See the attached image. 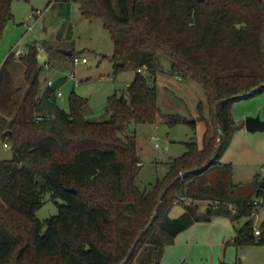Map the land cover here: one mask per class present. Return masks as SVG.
Returning a JSON list of instances; mask_svg holds the SVG:
<instances>
[{"label":"trees","instance_id":"1","mask_svg":"<svg viewBox=\"0 0 264 264\" xmlns=\"http://www.w3.org/2000/svg\"><path fill=\"white\" fill-rule=\"evenodd\" d=\"M73 1L87 20L100 21L109 32L115 72H132L134 79L127 97L110 99V120L93 122L84 116L86 101L74 92L66 111L57 91L41 88L44 64L34 44L20 57L11 53L2 64L0 140L11 145L13 158L0 161V264H147L142 253L148 246L156 254L153 264H160L179 234L214 215L229 218L238 229L235 244L264 245L252 237L249 218L250 202L264 190V180L256 176L249 184H235L233 165L221 159L240 128L233 103L264 93V88L255 92L264 85V0ZM12 2L0 0V42L13 20ZM162 56L171 60L175 75L203 87L216 134H205L202 144L186 143L187 152L170 161L167 174L141 189L136 184L141 158L131 127L155 125L161 118L171 125L184 121L158 107L151 81ZM18 63L25 87L14 79ZM143 68L146 74L139 73ZM224 99L219 130L215 106ZM38 114L51 119L36 123ZM220 132L226 142L211 163ZM188 171L196 172L168 190L157 212L162 193ZM47 195L62 204L56 216L41 222L36 213ZM196 202H208L211 211L201 213ZM178 207L183 213L171 217Z\"/></svg>","mask_w":264,"mask_h":264},{"label":"rangeland","instance_id":"2","mask_svg":"<svg viewBox=\"0 0 264 264\" xmlns=\"http://www.w3.org/2000/svg\"><path fill=\"white\" fill-rule=\"evenodd\" d=\"M11 8L13 20L7 25L0 42V68L17 45L20 44V48L26 53L29 46L34 44L39 57L50 65L49 68L44 66L40 74L41 88H47L49 80L56 81L70 72L75 73V80L69 78L59 88L63 95L59 98L60 107L69 110V97L74 92L86 101L84 116L87 120L108 122L112 107L110 99L115 95L119 99L126 96L134 73L115 72L114 42L103 24L100 21L87 20L73 0H13ZM29 27L34 30L30 32ZM59 49L74 50L75 56L86 58L87 63L75 67L72 58L59 53ZM20 66L21 64H16L12 72L17 85L25 87L24 70ZM151 82L157 88L160 111L168 116H182L184 121L171 125L161 118L155 125L131 127L136 131L137 153L141 158V171L136 181L141 189L156 183L167 174L172 158L187 152L186 143L195 140L202 144L205 134L209 137L216 134V126L210 115L211 107L203 87L193 80L175 75L169 58H160V70ZM207 104L209 115L204 108ZM260 106L263 113L261 115L258 111L257 115L264 118V93L234 102L231 109L234 121L242 124L249 117L243 118L244 114ZM190 123L197 126L195 130ZM4 142L0 141V161L13 158L12 148L3 147ZM221 159L232 163L235 184H249L256 176L263 181L264 173L261 169L264 168V132L253 134L247 131L240 133L238 130ZM58 204H62V201L56 202L47 195L45 205L37 211L36 217L44 222L56 216L59 213ZM196 204L201 213H206L208 202ZM177 210L178 213L173 212L171 217H179L183 208L178 207ZM218 217L222 216L214 215L210 222ZM210 222H204L202 229L209 230L210 226L206 225ZM242 225L243 221L237 227ZM233 231L236 233L235 228ZM206 234L194 242L193 252L185 260L186 264H264V245H237L231 238L228 240L230 242L227 241L229 244L223 243L220 246L219 239ZM147 249L142 256L150 260L147 264H153L156 260L154 248L148 246ZM212 254L214 263L210 259Z\"/></svg>","mask_w":264,"mask_h":264},{"label":"crops","instance_id":"3","mask_svg":"<svg viewBox=\"0 0 264 264\" xmlns=\"http://www.w3.org/2000/svg\"><path fill=\"white\" fill-rule=\"evenodd\" d=\"M207 106H208V104L206 106H204V108L206 109ZM206 111H207V115H209V111L207 109H206ZM252 111H253V113H252ZM258 111H260V114L262 115L263 111L261 109V106L256 110H251V112L245 113L243 118H245V116L254 117L257 115ZM261 119L263 120L264 118H261ZM159 122H160V119H159ZM238 126L240 127L239 128L240 133L247 131L246 127H245V120L243 121L242 124H238ZM223 162H225V161H223ZM225 163H229V162H225ZM233 171H234V167H233ZM234 174H235V171H234ZM177 209L178 208H176V210H174V212L175 211L177 212L178 211ZM182 213H183V211L180 213V215ZM233 225L234 224L232 223V221L229 218H223V217H218L215 221H212L209 224H207L206 226H210L209 230L208 229H202V226H205L204 223H196L191 228H189L188 230H186L185 232H182L181 234H179L177 236V238L175 240V244L173 246H169L166 249V252H165V255L163 257V260L161 261V264H186L185 260L193 252L194 242L196 240L201 239L204 236V233L205 234L207 233L206 235L210 234L209 237H216V239H219L218 241L220 243V246H222L223 243L230 242L228 240L231 238L233 239L232 241H234L235 238L237 237L238 229L235 227V225L233 227ZM234 228L236 229V233H234L235 231H233ZM210 247L213 248V245H210ZM210 252L214 253L212 250ZM210 257H211L210 259L212 260V263H214L213 262L214 261V255L212 254Z\"/></svg>","mask_w":264,"mask_h":264},{"label":"water","instance_id":"4","mask_svg":"<svg viewBox=\"0 0 264 264\" xmlns=\"http://www.w3.org/2000/svg\"><path fill=\"white\" fill-rule=\"evenodd\" d=\"M34 10V8H33ZM59 53L67 56V57H72L73 55V51L72 50H61L59 49L58 50ZM39 62L40 63H43V58L39 57ZM66 83V77H60L59 79H57L53 86L51 87V89L53 91H57L63 84ZM262 88H264V85H261L259 86L256 90V91H259L261 90ZM123 99V96L120 97V100ZM226 99L224 100H220L217 102L216 106H215V120H216V123H217V127L218 129L220 130L219 128V125H218V119H219V115H220V108L221 106L226 103ZM245 127H246V130L250 133H258V132H264V120L261 119L260 115H257V116H254V117H247L245 119ZM225 142H226V138L224 136L223 133L220 132V136H219V145L214 153V156L212 158V162H214V160L217 159V157L219 156L220 152L222 151L224 145H225ZM196 171H188V172H185L183 174H181L178 178H176L174 181H172L170 183V185L167 187V189L162 193L161 195V198H160V201H159V204L157 206V212L161 209V206H162V202L164 200V198L166 197L167 195V192L170 188H172L179 180L191 175L192 173H194ZM262 185L264 186V182L262 183ZM69 192H72V193H75V189H67ZM211 210L210 209H207V212L209 213ZM157 218V214H155L149 224V226L143 230L139 237L137 238V240L135 241L131 251L129 252L128 256H127V259L125 262L129 261L134 253V250L136 249L137 245L139 244V242L141 241L142 237L144 236V234H146L148 232V230L150 229V227L152 226V224L155 222ZM124 264V263H123Z\"/></svg>","mask_w":264,"mask_h":264},{"label":"built area","instance_id":"5","mask_svg":"<svg viewBox=\"0 0 264 264\" xmlns=\"http://www.w3.org/2000/svg\"><path fill=\"white\" fill-rule=\"evenodd\" d=\"M28 30L30 32H32L34 30V28L33 27H29ZM39 50H41V49H39ZM11 53L14 54L15 57H20L25 52L20 48V44H19V45H17V47L15 49H13L11 51ZM72 61H73V64H74L75 67L87 63V59L86 58H82V57H79V56H75L72 59ZM42 64H44V66L46 68H49V66H50L49 62H47L46 60H43ZM146 72H147L146 68H143V69L139 70V73H142V74H146ZM62 77H66V81L69 78H71L73 80L76 79V75L73 72H70L67 76H62ZM54 82H55L54 80H49L47 82V86L48 87H52ZM57 97L58 98H62L63 97L62 92H60L59 89L57 90ZM50 119H51V116L47 115V114H38L35 117L36 123L49 121ZM3 147L11 149V145L8 142H4L3 143ZM261 172L264 173V168L261 169ZM187 204L191 205V204H193V202L191 200H189V201H187ZM250 206H251V211H250L249 218L253 222L251 235H252V237L255 239V241L257 243L264 242V190L261 192V194L259 196H257L252 202H250ZM232 212L236 213V209L232 208Z\"/></svg>","mask_w":264,"mask_h":264}]
</instances>
